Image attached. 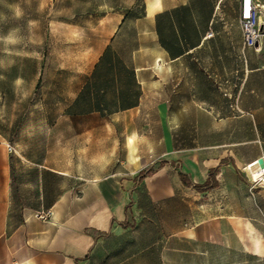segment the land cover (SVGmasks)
I'll use <instances>...</instances> for the list:
<instances>
[{
  "label": "rangeland",
  "instance_id": "1",
  "mask_svg": "<svg viewBox=\"0 0 264 264\" xmlns=\"http://www.w3.org/2000/svg\"><path fill=\"white\" fill-rule=\"evenodd\" d=\"M149 1L0 0V155L11 211L34 213L96 176L134 177L130 160H143L139 169L166 160L145 182L174 193L153 206L141 188L126 229L96 260L140 251L122 264H264V180L244 169L264 156V74L251 75L264 68V39L242 47L237 0H187L156 13ZM157 22L166 44H199L173 57ZM108 46L119 64L98 102L116 106L125 65L137 104L89 111L99 83L87 100L78 96ZM212 161L216 190L182 186L178 169L194 167L200 178Z\"/></svg>",
  "mask_w": 264,
  "mask_h": 264
},
{
  "label": "crops",
  "instance_id": "2",
  "mask_svg": "<svg viewBox=\"0 0 264 264\" xmlns=\"http://www.w3.org/2000/svg\"><path fill=\"white\" fill-rule=\"evenodd\" d=\"M170 1H160L161 5L154 8L152 13L183 5L187 0H178L173 4ZM237 5L239 12V0ZM153 28L155 31V24ZM130 162L136 168L134 177L102 175L88 179L77 191L66 193L54 203L43 206L51 207L53 214L48 220H41L34 213L11 211V171L0 155V264H103L96 258L108 248L109 239L113 235L126 229L129 221L128 206L137 204V195L143 191L141 188L145 189L153 206L174 193L171 185L165 182L162 191L145 182L146 178L165 172L166 165L137 182L135 177L144 165L139 169L141 160ZM216 165V161L210 162L200 178L195 176L194 167L183 171L194 183H202L207 178L208 170ZM216 179L218 181L217 177ZM182 186L194 190L183 184ZM218 187L219 182L211 190ZM196 192L204 196L209 191ZM139 252L135 251L112 264L125 263Z\"/></svg>",
  "mask_w": 264,
  "mask_h": 264
},
{
  "label": "trees",
  "instance_id": "3",
  "mask_svg": "<svg viewBox=\"0 0 264 264\" xmlns=\"http://www.w3.org/2000/svg\"><path fill=\"white\" fill-rule=\"evenodd\" d=\"M164 13H157L155 16L160 17ZM156 31L159 35V41L160 44L165 47L169 54L173 57H178L185 52H187L190 49L195 48L199 43H192V42H181L178 40L174 43V45H168L164 42V39L162 37V32L160 29V26L158 22L156 23ZM113 50L110 46L106 47L103 54L101 55L100 61L96 64L94 71L87 79V81L84 84L82 92L79 94L78 99H85L87 100V92L90 86L98 84L97 91L95 92V96H93L90 99L94 100V104H91L86 110H113V109H120V108H128L131 106H134L137 104V95L138 92L136 89L133 88V86H137L134 79V72L131 68H126L125 65H122V70L124 72L125 78H127L126 83H124L121 87L116 90L117 92V104L113 108H106L101 106L99 104L100 96L102 95L103 91L107 88V83L110 80L107 76V73L112 67L117 66L119 64V60H112ZM258 67H252L253 69L251 71V75H260L264 74V68H258ZM99 77L100 80L97 82L95 80L96 77ZM248 91H253V89H249ZM143 161V160H142ZM166 160H161L159 164L156 167H148V168H142L136 175L135 179L137 182H141L146 176L152 175L158 168L166 165ZM143 164V163H142ZM217 169L216 168H210L207 173V178L202 183H194L190 176L184 172L182 169H178V176L181 180L182 184L186 187H190L198 192H206L210 191L211 189H214L218 186V181L216 179Z\"/></svg>",
  "mask_w": 264,
  "mask_h": 264
},
{
  "label": "built area",
  "instance_id": "4",
  "mask_svg": "<svg viewBox=\"0 0 264 264\" xmlns=\"http://www.w3.org/2000/svg\"><path fill=\"white\" fill-rule=\"evenodd\" d=\"M258 6V0H239L238 23L242 32V47L244 49L255 47L261 38ZM52 214L51 207L43 206L34 212V216L41 220H48Z\"/></svg>",
  "mask_w": 264,
  "mask_h": 264
},
{
  "label": "bare ground",
  "instance_id": "5",
  "mask_svg": "<svg viewBox=\"0 0 264 264\" xmlns=\"http://www.w3.org/2000/svg\"><path fill=\"white\" fill-rule=\"evenodd\" d=\"M161 5L160 0H150L148 2V10L152 12L154 8H157ZM262 7H264V4H262ZM262 39H264V36H261ZM261 38L259 39L260 42ZM245 171H247L250 175V177L255 180L257 177L260 176V179L264 180V168H261L257 163V158L254 160H251L245 164L244 167Z\"/></svg>",
  "mask_w": 264,
  "mask_h": 264
},
{
  "label": "water",
  "instance_id": "6",
  "mask_svg": "<svg viewBox=\"0 0 264 264\" xmlns=\"http://www.w3.org/2000/svg\"><path fill=\"white\" fill-rule=\"evenodd\" d=\"M255 46H257V44ZM257 163L261 168H264V156L257 157Z\"/></svg>",
  "mask_w": 264,
  "mask_h": 264
}]
</instances>
